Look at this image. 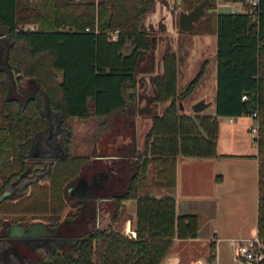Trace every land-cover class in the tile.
Instances as JSON below:
<instances>
[{"label":"trees","instance_id":"1","mask_svg":"<svg viewBox=\"0 0 264 264\" xmlns=\"http://www.w3.org/2000/svg\"><path fill=\"white\" fill-rule=\"evenodd\" d=\"M214 4L211 0L209 5ZM155 6L156 0H34L32 4L0 0L4 30L0 54L39 92L24 100L9 96L8 70L0 67V194L11 192L1 202L0 212L33 214L49 220L50 227L59 226L62 235L78 238L73 244H61L46 236L39 238L44 243L36 248L29 243L20 248L1 230L0 264H160L177 231V157L217 155V115L258 113V235L264 241V0H259L255 15L249 11L217 15L216 115L189 114L181 108L201 80L203 68L182 93L174 51L165 50L163 71L156 72L155 31L145 24ZM26 23L35 28H25ZM117 29V38L111 39ZM147 58L149 65L144 64ZM140 73L148 74L145 79L151 87L146 94L140 90L144 79ZM45 108L59 113V123L67 131L65 151L47 166L32 159L37 136L49 128ZM93 116L101 119L97 139L119 125L134 135L139 116L153 123L126 187L115 192H103L101 187L82 199L68 189L86 174L84 165L90 158L71 155V119ZM151 162L158 164V190L146 186ZM100 193L111 197L114 205L111 223L103 228L95 222L94 199ZM127 198L137 199L136 236L114 226L124 214L120 207ZM73 200L75 209L67 211ZM198 228L197 215H180L179 235L196 236ZM214 257L212 242L210 258Z\"/></svg>","mask_w":264,"mask_h":264},{"label":"crops","instance_id":"2","mask_svg":"<svg viewBox=\"0 0 264 264\" xmlns=\"http://www.w3.org/2000/svg\"><path fill=\"white\" fill-rule=\"evenodd\" d=\"M33 1L29 0V3L32 4ZM166 1L170 3V0ZM159 2L156 3L154 11L147 15L146 24L149 27L158 28L160 22L163 21L165 30L169 35H173L174 28L169 18L173 16V12L168 13L169 15H165L166 12L163 9L157 12ZM232 2H217L216 14L233 11L235 4ZM160 5H163V2H160ZM149 15L154 16L150 18ZM26 24L30 26L26 27L25 25V28H35L34 23ZM204 39L205 42L211 43L212 56H215L213 59L214 65L211 67V75H209L210 78H208L207 82L210 80L217 88V23H215L212 33L207 34ZM208 59L205 61L210 63V58ZM179 62L181 63V60ZM0 64V67L8 70V78L10 79L9 96H17L24 100L27 96L39 95L35 88H30L29 86L23 88L20 85V74L8 65L3 54H0ZM185 74H187L186 71ZM185 74H181L179 65L178 79L179 75L187 76ZM204 84L205 88L201 90L198 94L199 97L192 104L197 100L208 97L209 87H206V81ZM207 85L209 86L208 83ZM150 87L149 85V89ZM183 102L187 110V105L185 101ZM163 106L164 104L161 105V107ZM47 110L53 111L49 108L45 111L47 112ZM213 114L216 115V112ZM147 119L149 118L145 117L146 121L142 120L138 124L143 125L142 131H139V135H142L141 137L139 136L141 141L140 148L142 149L144 148L145 130L150 126V121ZM249 119L257 122L252 115H217L219 131L216 156L188 157L178 155L175 194L177 231L167 255L160 264H254L249 261H243L245 259L238 257L234 247L231 245V240L234 238H250L258 235V144L251 132L254 123H248L253 122L249 121ZM93 136L97 139V134ZM115 140L128 143L131 141V137L118 135ZM203 170L206 172L205 178L202 175ZM110 198L100 199L97 202L98 213L96 219L100 227L109 222L106 216L107 211H101L100 206L105 205V201H108L114 207L113 200ZM124 206L128 210L129 217L121 230L128 235L136 236L137 199H123L120 208L122 209ZM101 213L102 217L100 218ZM186 213L198 216L199 228L196 236L182 237L179 235V217ZM206 221L209 223L206 224ZM181 227L182 225L180 229ZM212 242L215 244L214 259L210 258Z\"/></svg>","mask_w":264,"mask_h":264},{"label":"rangeland","instance_id":"3","mask_svg":"<svg viewBox=\"0 0 264 264\" xmlns=\"http://www.w3.org/2000/svg\"><path fill=\"white\" fill-rule=\"evenodd\" d=\"M163 2V5H160V2ZM217 2L226 3L229 1H233L232 3L236 6H239L240 9H250L249 6L246 3L239 2L240 0H215ZM24 4L28 3L29 0H22ZM157 12L159 10L163 9L166 14L173 12V16L169 17L174 32L173 35H169L168 32L163 27L164 23H160L159 30H153L155 31V34L157 35V60H158V66H157V73L162 72V58L165 50L174 51L176 53V57L178 59V69L180 65V72L182 75L185 74V71L187 76H180L179 79L177 77V87H178V93H182L186 89V84L189 83L193 77L199 72L201 68L204 69V77L201 81L197 84V86L194 88L192 93L186 96L184 99L186 105H187V113L195 114H213L215 111L216 106V97H217V88H215V84L212 83L210 80L208 81L209 75H211V67L213 64V59L215 56H212V49H211V43L205 42V37L207 34L212 33V29L215 27L216 23V5H208L207 7V13L204 14L198 21L197 26L195 30L193 31H184L180 29L178 24V17L180 10H187L194 2V0H170V3H168L166 0H157ZM154 15H149L150 18H152ZM29 24H26V27H29ZM4 30L0 28V32H3ZM210 58L209 61L206 62L205 60ZM181 60V63L179 62ZM209 60V59H208ZM145 65L150 64V60L147 58L144 60ZM148 74L140 73L139 76H141L143 79L142 83L140 84V90L141 93L146 94L149 91V83L145 79ZM30 79L24 76H21L20 85L25 88L28 87ZM206 81V87H209V95L208 97H205L206 101L210 102V105L205 108L204 110L200 112H195L192 108V102H194L198 97L201 90L205 88L204 82ZM209 84V86L207 85ZM183 89V90H182ZM198 101V100H197ZM141 103L143 104L144 101L142 100ZM166 104H164L163 107L165 108ZM47 108H45L46 110ZM50 115L51 119V129L49 131L44 132L39 139L36 141V145L34 148V153H45V148L47 146L46 143V137L50 138V142L53 143L54 151H50L53 154H61L65 151L66 148V142L64 140V135H66L67 131L63 129L60 124L59 120L60 117L58 113L55 111L47 110ZM145 118V117H144ZM98 117H88V118H79V117H73L71 119L72 128H73V137L70 140V152L72 156H88L90 160L86 162L84 165V172L86 174H92L94 171H108L110 173V177L107 179L108 187L107 189L110 191H120L124 189L128 183V180L130 178V175L134 169V166H132L131 159L134 156V151L129 148L128 151H125V149L119 150V147L122 146H134L133 144H129L127 142H120V140H115L112 137L113 135H102L99 137V139H96L93 135L96 134V131L98 130V122H100ZM249 121H253L252 119H249ZM248 123H254V125L257 124V122H248ZM119 127V128H118ZM143 125H138L136 131H142ZM115 129L117 131L122 130L121 126H116ZM115 131V130H114ZM113 131H111L109 134H111ZM119 135V134H117ZM138 135V134H137ZM140 137L142 135H139ZM137 145V144H136ZM258 147V145H257ZM125 152V153H124ZM128 152V153H127ZM47 154V153H46ZM157 163H150L148 166V173L150 172L148 176V181L146 186L148 185L149 188H152L154 190H158L160 187L155 184L161 176L157 173ZM104 174V173H103ZM177 174V171H176ZM102 175V174H101ZM203 178L206 177V172L202 171ZM92 177V175H91ZM101 183L105 179L103 176L101 178ZM177 180V175H176ZM76 184V183H75ZM103 192H107V190H104ZM76 203L75 200L71 202V205L69 206L67 211H71L75 208H73L74 204ZM125 211L124 214H120L121 219L114 224L116 228L121 229L126 220L129 217V213L127 208L124 206ZM65 214V213H64ZM0 216H6L3 214H0ZM8 217L17 220V219H31L30 215L27 216H18V215H9ZM39 219V218H38ZM44 220V219H40ZM203 220V219H202ZM209 222L206 221V224ZM94 224V219L90 220L88 226L91 227ZM205 224V225H206ZM17 245H19L20 248L24 247V242H17ZM247 261V260H243ZM248 262V261H247Z\"/></svg>","mask_w":264,"mask_h":264},{"label":"water","instance_id":"4","mask_svg":"<svg viewBox=\"0 0 264 264\" xmlns=\"http://www.w3.org/2000/svg\"><path fill=\"white\" fill-rule=\"evenodd\" d=\"M157 3V0H156ZM211 3V0H201L193 6L190 10H180L179 17H178V24L180 29L184 31H193L195 30L197 26V21L207 13V7ZM147 23V20H145V24ZM160 23H164L161 21ZM147 28L152 30H159L160 25L158 28H152L149 27L146 24ZM154 40L157 41V35H154ZM210 105V102L206 101V99H200L196 101L192 108L195 112H200L207 108ZM181 108L186 111L184 102L181 103ZM142 120H145L144 116H139L137 118V126L139 123H141ZM150 121V126L145 130L144 136L146 132L150 129L152 126V120L149 118L147 119ZM146 121V120H145ZM147 121V122H148ZM140 134V132H138ZM107 176V175H106ZM105 176V177H106ZM90 177V174L81 175V177L77 180L76 184L69 187V193L71 195H77L79 198L82 199H88L92 197L93 194H95L100 186H103L102 184H99L101 182V178H96L95 173H92V177ZM9 190H5L0 194V204L3 200H5L10 195ZM112 199V198H110ZM105 205L100 206L101 211H107L106 216L107 220H109L108 224H104L103 227H107L111 223V218L114 212V208L110 205L108 201H105ZM104 204V203H103ZM103 213V212H102ZM102 213L100 214V218L102 217ZM102 227V228H103ZM11 230L9 232V235L11 237H20L24 236L26 238H41L46 236H56L59 233V226L56 227H50L49 224L44 220H37L33 221L28 227H26L24 224L20 223H13L10 226ZM59 242L61 244L69 243L73 244L78 241V238H58Z\"/></svg>","mask_w":264,"mask_h":264},{"label":"flooded vegetation","instance_id":"5","mask_svg":"<svg viewBox=\"0 0 264 264\" xmlns=\"http://www.w3.org/2000/svg\"><path fill=\"white\" fill-rule=\"evenodd\" d=\"M48 117H49V121H50V124H49V128L46 130V131H49L51 129V119H50V115H49V112H46ZM60 124V123H59ZM61 126V125H60ZM62 127V126H61ZM136 129H137V126H136ZM123 130V129H122ZM122 130H119L117 131L115 129V131H113L111 134H107L109 136L113 135L112 137H109V138H114L117 137L119 135H124V136H129L131 137V141H129L128 143L130 144H135L134 146H122L120 150L122 149H125V151H128L129 148H131L133 151H134V156L133 158L131 159V163H132V166H134L135 162L141 157L140 155H142V152H143V149L140 148L141 147V141H140V138H139V133L137 131H135L134 135H131V133H126ZM44 131V132H46ZM44 132H42L41 134H39L36 138V141L39 139V137L44 134ZM138 134V135H137ZM65 137L66 135H64V140H65ZM46 143H47V146L45 148V153L44 154H41V153H34V148H35V145H36V141H35V145L33 147V152H32V159L33 160H36V161H40V162H43L45 164V166H47V164H49L52 160V158H54L55 156L57 155H61V154H53L51 153L50 151H54V147H53V143L50 142V138L48 136V138L46 137ZM137 144V145H136ZM47 153V154H46ZM125 153V152H124ZM128 153V152H127ZM140 156V157H139ZM95 175H96V178H102V176L105 178L103 180V182L99 183V184H102L103 186H100L99 188L101 187H104V190H107L108 192H115V191H110V189L108 190L107 187H108V183H107V179L110 177V173L106 170V171H102V170H99V171H94ZM104 173V174H103ZM102 174V175H101ZM132 174V173H131ZM91 175L90 174V177L91 178ZM107 175V176H106ZM106 176V177H105ZM131 176V175H130ZM109 188V187H108ZM76 196L77 198H79L77 195H74ZM109 197L106 196V194H102L100 193L97 197H95V203H96V216H95V222H96V225L98 227H100V225H98L97 223V213H98V205H97V202L98 200L100 199H107ZM76 201V200H75ZM73 202V201H72ZM0 214H3V215H6V216H0V231H4L5 233H7L9 235V232L11 230L10 226L13 224V223H20V224H24L26 227H28L33 221H37V220H40L41 218H37V217H34L33 214H14V213H2L0 212ZM20 215V216H27V215H30L31 216V219H17V220H14L10 217H8L9 215ZM45 221V220H44ZM49 222V220H47ZM46 221V222H47ZM2 222H3V225H2ZM47 222V223H48ZM53 228V227H52ZM9 237L13 240V242H24L25 244L26 243H29L30 244V247L31 248H36L37 245H40V244H43L44 241H41L39 240V238H26L24 236H20V237H11L9 235ZM56 238V240H58V238H70L68 236H65V235H62L61 232H60V229H59V233L58 235L54 236ZM59 241V240H58ZM12 242V241H11ZM69 244V243H68ZM2 249H3V246H0V253H2ZM44 251V250H42Z\"/></svg>","mask_w":264,"mask_h":264},{"label":"built area","instance_id":"6","mask_svg":"<svg viewBox=\"0 0 264 264\" xmlns=\"http://www.w3.org/2000/svg\"><path fill=\"white\" fill-rule=\"evenodd\" d=\"M239 2L246 3L250 9H240L236 6L233 11H249L255 15V9L259 0H240ZM89 30V27H86ZM118 34V29L111 32V39H116ZM243 99H248V94L243 95ZM253 118L257 120V124L253 125L251 128L252 135L256 140L259 133V123H258V113L254 112L252 114ZM231 245L235 249V253L238 257H241L249 262L256 263L260 260H264V241L256 235L250 238H234L231 240Z\"/></svg>","mask_w":264,"mask_h":264}]
</instances>
